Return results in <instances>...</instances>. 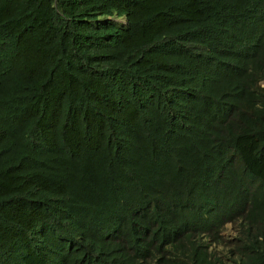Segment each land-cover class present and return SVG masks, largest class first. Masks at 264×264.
Returning <instances> with one entry per match:
<instances>
[{"label": "trees", "instance_id": "1", "mask_svg": "<svg viewBox=\"0 0 264 264\" xmlns=\"http://www.w3.org/2000/svg\"><path fill=\"white\" fill-rule=\"evenodd\" d=\"M0 264H264V0H0Z\"/></svg>", "mask_w": 264, "mask_h": 264}]
</instances>
